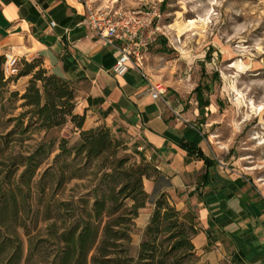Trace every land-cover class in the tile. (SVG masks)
Returning a JSON list of instances; mask_svg holds the SVG:
<instances>
[{"label": "rangeland", "instance_id": "rangeland-1", "mask_svg": "<svg viewBox=\"0 0 264 264\" xmlns=\"http://www.w3.org/2000/svg\"><path fill=\"white\" fill-rule=\"evenodd\" d=\"M91 1L95 9L110 18L130 12L148 18L150 43L141 61L133 59L131 69L138 71L146 82L166 87L161 98L170 104L167 117L180 116L185 137L198 140L213 161L214 172L235 177L232 182L236 184L249 185L253 197L264 202V0ZM17 56L18 70L22 68L23 59L37 58L41 61L40 67L46 69V75L52 74L41 57ZM32 76L25 75L10 83L0 99V134L5 136L12 130L17 131L9 144H0L5 148L0 155V185L9 170L15 168L12 162L16 156L29 155L41 146L47 151L54 141V147L45 154L34 178L38 183L56 164L55 158L60 153L58 139H68L69 147L80 141L81 130L71 120L49 131L37 126L36 117L28 113L31 108L23 106L22 99ZM38 86L42 87V82H38ZM12 91L18 95L11 97ZM112 133L127 146L121 155L132 162L145 163L127 139ZM81 164L84 165V161H76V165ZM22 171L21 167L13 177L18 178ZM88 171L91 173L95 168L92 166ZM46 179L45 195L36 189L33 193L39 222L34 228L32 225V235L34 243L46 239L45 250L52 261L61 246L59 237L70 224L67 220L70 210L56 208L54 201H75L77 208L76 201L90 194L92 203L98 180L93 175L73 179L53 197L56 186L52 188ZM48 216L51 218L47 219ZM139 222L138 218L134 219L131 242L127 246L126 255L134 259L138 258L140 244L145 239L146 228L139 226ZM54 230H58V234H53ZM23 240L27 254L28 242L24 235ZM192 259L183 260V264H204L200 259ZM37 260L35 256L30 264Z\"/></svg>", "mask_w": 264, "mask_h": 264}, {"label": "crops", "instance_id": "crops-1", "mask_svg": "<svg viewBox=\"0 0 264 264\" xmlns=\"http://www.w3.org/2000/svg\"><path fill=\"white\" fill-rule=\"evenodd\" d=\"M87 13L83 0H0V52L41 57L74 85L85 129L106 125L156 169L144 179L152 203L139 210V226L147 227L155 199L165 192L198 228L192 241L202 263L264 264V202L249 185L188 155L180 144L183 120L167 117L169 102L153 99L138 71L112 72L117 53L83 23Z\"/></svg>", "mask_w": 264, "mask_h": 264}, {"label": "trees", "instance_id": "trees-1", "mask_svg": "<svg viewBox=\"0 0 264 264\" xmlns=\"http://www.w3.org/2000/svg\"><path fill=\"white\" fill-rule=\"evenodd\" d=\"M5 63V54H0V99L10 83L33 74L22 99L23 106L31 108L28 113L36 117L37 126L49 131L71 120L81 133L79 143L72 147L68 146V139H58L60 153L55 158L56 164L43 174L38 183L34 178L45 154L54 147V141L50 142L47 151L41 146L29 155L20 154L13 158L15 168L9 170L0 185V264H30L35 256L38 260L34 264H183V260L190 258L198 261L200 257L192 241L198 228L182 218L181 211L165 192L154 201L155 207L145 229L138 258L126 255L134 219L141 208L152 203L144 188V179L155 175L156 169L150 163L132 162L121 155L127 146L106 125L83 129L85 115L75 111L76 89L69 80L54 72L46 75V69L40 67L41 61L37 58L32 61L23 59L22 68L14 76L6 74ZM38 82H42V87ZM17 95L16 91L10 92L11 97ZM17 120L22 122L21 117ZM16 134V130L5 136L0 134V144H9ZM180 144L188 155L203 160L208 167L214 166L198 140L184 137ZM4 152L5 148L0 146V155ZM62 158L72 159L61 161ZM76 161H84V165L78 166ZM92 166L95 171L89 173ZM21 167L23 171L19 177H13ZM89 175L98 180L92 203L90 194L76 201L77 208L75 201H54L56 208L70 210L67 215L70 224L59 237V252L50 261L44 245L46 239L34 243L32 225L34 228L39 222V210L34 208L33 193L37 190L45 195L46 178L52 188L56 186L52 193L54 197L65 183ZM207 177L206 173L202 180ZM53 232L58 234V230ZM23 235L27 237V254Z\"/></svg>", "mask_w": 264, "mask_h": 264}, {"label": "built area", "instance_id": "built-area-1", "mask_svg": "<svg viewBox=\"0 0 264 264\" xmlns=\"http://www.w3.org/2000/svg\"><path fill=\"white\" fill-rule=\"evenodd\" d=\"M87 7V16L83 23L99 38L112 46L116 53V61L112 67L115 75H125L132 66L133 59L141 61L144 50L150 43V22L140 14L126 13L108 17L101 10L95 9L91 0H83ZM55 23L52 21L51 26ZM5 72L12 75L18 71V56L11 51L5 53ZM146 92L153 99H160L167 91L164 85L147 81Z\"/></svg>", "mask_w": 264, "mask_h": 264}]
</instances>
